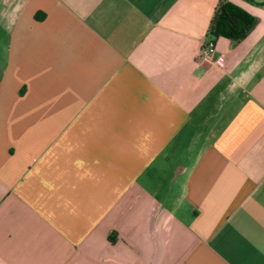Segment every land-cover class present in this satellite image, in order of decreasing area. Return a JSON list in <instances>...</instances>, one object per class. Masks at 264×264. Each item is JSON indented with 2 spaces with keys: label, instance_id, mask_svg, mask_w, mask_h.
<instances>
[{
  "label": "crops",
  "instance_id": "obj_1",
  "mask_svg": "<svg viewBox=\"0 0 264 264\" xmlns=\"http://www.w3.org/2000/svg\"><path fill=\"white\" fill-rule=\"evenodd\" d=\"M230 1L210 62L217 0H0V264H264V0Z\"/></svg>",
  "mask_w": 264,
  "mask_h": 264
},
{
  "label": "trees",
  "instance_id": "obj_2",
  "mask_svg": "<svg viewBox=\"0 0 264 264\" xmlns=\"http://www.w3.org/2000/svg\"><path fill=\"white\" fill-rule=\"evenodd\" d=\"M256 18L230 0H217L210 17L206 37L213 42L219 35L239 41L254 25ZM113 240L111 235H108Z\"/></svg>",
  "mask_w": 264,
  "mask_h": 264
},
{
  "label": "built area",
  "instance_id": "obj_3",
  "mask_svg": "<svg viewBox=\"0 0 264 264\" xmlns=\"http://www.w3.org/2000/svg\"><path fill=\"white\" fill-rule=\"evenodd\" d=\"M215 52V48H214V42L209 39V38H205L201 45L199 46L196 55L198 58L200 59H204L210 62H219L223 60L222 55L217 54L214 55Z\"/></svg>",
  "mask_w": 264,
  "mask_h": 264
}]
</instances>
